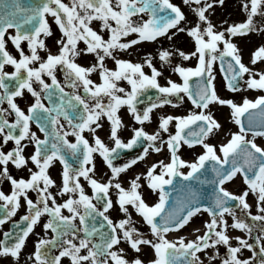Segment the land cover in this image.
I'll use <instances>...</instances> for the list:
<instances>
[{"label":"snow or ice","instance_id":"obj_1","mask_svg":"<svg viewBox=\"0 0 264 264\" xmlns=\"http://www.w3.org/2000/svg\"><path fill=\"white\" fill-rule=\"evenodd\" d=\"M184 2L189 5L194 3V12L198 16V22L188 29L178 27L186 17L171 0H70V3L65 0H40L32 6H23L20 0H11V3L0 0V89H3L0 92V105L5 102L9 105L8 108L0 106V137L3 144L9 141L15 143L10 151H5L0 145V165H3L0 178H6L12 185L10 194L0 190V201H3L0 208L5 210L0 225L16 215L22 197L28 206V214L21 218L27 222V226L14 234L4 233V239L0 240V257L10 256L19 264L29 234L41 217L47 214L49 219L44 228L50 229L55 236L36 242L35 250L29 256L32 264H62V258L65 257L70 259V264H145L140 255L129 259L122 243L137 254L142 253L145 247L151 248L154 258L147 264H204L198 253L221 244L228 249L222 264H256L255 245L258 244L261 256L258 264H264V235L258 234L253 238L252 226L236 212V208L247 210L246 216L264 222V146L258 145L255 139L264 136V95L255 100L245 98L242 105L221 98L213 83L215 76L212 68L220 60L228 88L232 91L238 90L239 80H243L245 74H248L245 80L248 88L264 89V71L257 72L245 65L238 54L237 45L226 36V33L236 36L252 31L254 17L264 15V0H245L243 8L248 12L247 21L231 25L224 31L217 30L206 14L216 0L203 4L201 0ZM223 2L219 0L220 4ZM168 10L174 15H170ZM146 12L150 15L144 20L140 14ZM49 16L63 33L57 40L59 48L56 53L48 48L42 38L52 35ZM138 16L139 21L133 19ZM93 21L101 22L102 29L109 33L107 38L95 30ZM170 29L187 31L195 41V51L186 53L177 50L184 59L197 56L199 61L195 68L175 67L174 71L183 77L182 84L169 80V86H161L157 79L161 72L153 64L150 55L145 63L152 69L151 75L145 73L143 64L114 55L118 49H129L141 41H155L168 34ZM131 34H137L136 38L123 39ZM9 41L19 58L9 50ZM81 41L86 45L83 49L79 47ZM24 42L29 50L27 53L22 46ZM40 50H47L46 57L40 54ZM82 52L95 54L98 63L87 67L78 63L76 58ZM172 55L168 50L159 53L160 60L164 62H170ZM106 57L115 61V69L106 67ZM227 57L232 59L227 60L225 67ZM257 61H264V46H260L253 54L252 64ZM6 65L13 66L14 71H6ZM97 69L100 70L99 83L90 78ZM59 70L63 71L64 84L57 77ZM192 76L201 77L195 89L189 83ZM121 81H127L130 88L122 86ZM66 86H70L73 91L66 92ZM81 87L83 94L79 91ZM149 88L165 94L163 98L157 97L160 105L173 103L169 97L175 95L178 106L184 101L181 95L184 93L199 111L163 116L159 129L149 133L143 125L151 120L153 109L159 105L152 103L142 112L137 108L142 103L139 97ZM25 90L35 98L27 111L16 102V97H22ZM54 96H58L59 103L53 100ZM45 98L51 107L44 103ZM213 103L230 106L234 110L235 122L240 125V132L231 134V139L219 145V154L216 145L206 142L221 127L211 111H206ZM125 105L141 125L133 129V135L127 141L119 134L123 122L118 113ZM250 109H259L262 117L259 126L253 124ZM245 113H249L247 127L241 120ZM11 116L14 119L8 118ZM61 117L68 121L70 131L61 123ZM103 117L110 121L113 147L95 135L96 130L103 127L100 123ZM173 121H176L174 134L169 131ZM33 122L39 125L44 139L31 130ZM193 125L198 131H192ZM85 131L94 134V145L84 135ZM249 131L253 133L251 139L247 137ZM162 132L169 133L166 144L171 158L168 163L160 160L152 164L145 174L148 187L159 196L157 202L150 204L140 191L142 186L139 176L131 181L127 189L118 182V178L137 160H143L149 154V149L161 151L162 144L158 146L157 141H162ZM70 135L75 136V142L68 139ZM26 140L35 142V151L31 156L24 154L26 145L22 142ZM145 142L147 144L143 147L142 155L119 166L114 163L123 150L133 149ZM182 143L189 147L201 145L205 151L194 161L185 160L178 155ZM94 153H99L111 170L112 175L106 181L96 178ZM67 154L79 163V167L69 162ZM57 159L63 164L60 195L68 194L62 203L50 191L56 181L48 174V169ZM29 161L38 169L30 170V178L17 179L10 174L9 164L25 168ZM209 163L214 174L212 179L207 180L212 185L211 202L193 190L186 199L170 204L171 195L166 186H173L174 189V181L178 178L189 181L197 173L203 175L201 170L207 171ZM182 168H188L189 171H181ZM238 174L243 175L247 185V189L239 195L225 187ZM81 177L88 181L92 195L86 192ZM112 189L116 190L115 201L111 195ZM29 190L37 193L35 200L28 195ZM250 193L257 198L260 215H253L251 211L252 205L247 199ZM233 202H238L235 207L232 206ZM115 205L124 213V217L119 220H113L108 214ZM129 206L142 217L151 238L135 226ZM65 209L68 215L64 214ZM202 211L210 216V220L205 222L203 234L197 235L195 239H186L184 236L168 238L170 232L184 228ZM226 216L232 217L231 225ZM98 218L99 227L96 226ZM77 220L82 227L76 224ZM105 224L108 231L103 230ZM229 227L246 231L255 244L250 243L249 239L236 237L239 243L233 246L232 237L228 234ZM261 232L264 233V226ZM95 236L99 237L98 241L94 240ZM242 248L251 249L253 255L241 259L238 254ZM53 249H58V253L53 252ZM217 256L218 249L216 255L209 259L215 260Z\"/></svg>","mask_w":264,"mask_h":264},{"label":"rangeland","instance_id":"obj_2","mask_svg":"<svg viewBox=\"0 0 264 264\" xmlns=\"http://www.w3.org/2000/svg\"><path fill=\"white\" fill-rule=\"evenodd\" d=\"M172 3L177 5L185 14L186 19L181 21L178 25L179 28H185L188 29L192 27L196 22H198V16L194 12V8L196 5L193 3L191 5L186 4L184 0H171ZM211 2V0H201V3ZM245 0H224L223 4L219 3V0H216L215 3H213V8L209 10L208 13H206L209 16V19L211 22L216 26L217 30L224 31L228 27L234 24H241L247 21L248 12H246L243 8ZM146 18V16H145ZM259 29V30H257ZM172 33H176V35H172ZM137 36V34H135ZM169 36H171V39H169ZM226 36L237 45V48L239 49V55L242 58V62L247 65L249 68L260 72L264 71V61H257L256 64H252L253 54L249 51V47H254L256 50L260 46H264V15H257L254 17V25L253 30L250 32H247L245 34H238L236 36H231L230 34L226 33ZM164 39L161 40L162 42L158 44H150L146 45V47L149 50V55L151 56L153 64L155 63V60L157 59L159 63L161 64L160 71H161V84L164 86H169V80L175 81L176 83H183V77L180 76V74L176 71H174L175 67L177 65L187 67V68H195L198 66V57L193 56L190 59H184L182 56L178 54L177 50H183L186 53H191L195 51V41L194 39L188 35L187 31L178 32L177 29H171L169 30V33L163 36ZM155 42V41H154ZM221 48H223V44H221ZM163 50H168L173 53L170 62H164L160 60L159 53ZM213 75L215 76V80L213 81L218 95L221 96V98L224 99H231L237 104H243L244 99L248 98L251 100H255L257 97L264 95V89H250L247 87V84L245 83V80L248 78V74H245L244 79L242 80L241 87L236 90L232 91L228 88L225 76L222 72L219 60H217L213 66ZM177 108L179 112L175 116L179 115H187L189 112L192 111H199V109H196L195 106L191 103V101L188 99L187 95L184 94V101L182 103H179L178 106L173 107ZM206 111H211L212 115L215 117L217 121H219L221 127L219 130H215L212 135H210L207 138L208 143H212L217 146V151L219 154V145L226 143L229 139H231V134L240 132V125H238L235 122V117L233 116V109L228 105H220L219 103H213L210 104L209 109ZM169 116V115H166ZM172 116V115H171ZM176 121H173L169 125V131L171 133H175ZM160 125V123H159ZM159 129V128H158ZM156 129V131L158 130ZM155 131V132H156ZM169 133L162 132V141L167 140ZM247 137L249 139L252 138V135L247 134ZM256 143L260 146H264V136H257ZM167 148V149H166ZM168 150V151H167ZM161 151L164 154L162 158H157L155 161H150V163L146 164V166L151 167L152 164L157 163L160 160H163L165 163H168L170 161H167L168 157L171 156L170 150L167 147V144H163L161 147ZM184 151H188L193 157L189 159L188 161H194L197 159V157L202 154L205 150L201 145H196L194 148H191L187 145H184L182 143V146L179 149L178 155L180 152L184 153ZM170 153V154H169ZM222 155V154H221ZM148 168V169H149ZM148 169H143L139 172L133 173L132 175L128 176L127 186L126 189L131 186V181L135 179L137 176L140 177L139 183L141 184L140 191L144 194L146 193V200L152 204L158 201L159 196L158 193L153 192L149 187L147 183V177L146 172ZM181 171L187 172L189 171L188 168H182ZM157 172H159V168L157 169ZM225 187L228 188L229 191L234 192L235 194L239 195L242 194L243 191L247 189V185L244 182L243 175L238 174L232 181H229ZM111 195L115 201L116 198V190H111ZM149 196V198H147ZM249 204L252 205L251 211L253 215H260L259 209L257 207V198L254 194L250 193L249 197L247 198ZM130 211L132 212V217L135 222V226L140 229V231L144 232L145 235L148 238H151V233L149 232L148 226L144 223L142 217H140L132 208L129 206ZM246 211H241L240 208H236L237 215L244 218L251 226H252V237L254 238L256 235H264V233L261 232V227L264 226V222L261 221H254L252 217L246 216ZM113 216V220H119L124 217V213L119 211V206L115 205L114 210H110ZM136 218V219H135ZM226 219L229 222V225L233 223L231 216H226ZM202 221L200 223V231L197 232L194 237L191 239H195L197 235L203 234V232L206 230L205 228V222L210 220V216L207 212H203L200 214H197L195 217H193L192 221L186 225L184 228L173 231V237L174 239H178L180 236H185V233L190 228L191 225L195 221ZM170 234V233H169ZM168 234V238L172 237ZM228 234L230 237H232L231 243L233 246H236L239 242L235 239L236 237H242L244 239H249V234L241 229H236L229 227ZM170 239V238H169ZM187 239V237H186ZM250 243H254V239H249ZM123 244V243H122ZM121 244V245H122ZM126 245V244H124ZM256 250L259 249V245H255ZM217 249L219 250V256L215 260H210V256H215ZM227 246L225 245H217L216 248H209L204 250L201 253H198V255L201 256V259L204 261V264H222V260L227 257ZM154 253V252H153ZM241 259H247L253 255V252L251 249L242 248L241 252L238 254ZM142 259L145 260V264L153 258H145ZM255 261L257 264V255L255 257Z\"/></svg>","mask_w":264,"mask_h":264},{"label":"flooded vegetation","instance_id":"obj_3","mask_svg":"<svg viewBox=\"0 0 264 264\" xmlns=\"http://www.w3.org/2000/svg\"><path fill=\"white\" fill-rule=\"evenodd\" d=\"M66 3H70V0H65ZM140 16L143 17L144 20L149 18V13H141ZM146 16V18H145ZM133 19L139 21L140 17H133ZM49 24L52 28V35L48 37H42L45 39V43L47 44L48 48L51 49L53 53H56L59 45L57 44V40L60 39L63 35L61 32L59 26L55 23V20L49 16L48 17ZM92 26L97 30L98 32H101V34L105 35V38L108 37L109 33L102 29L101 27V22L100 21H93ZM125 41L129 39H135V35L131 34L129 37L123 38ZM161 38H158L156 42H160ZM148 41L140 42L136 45H133L131 48L126 49V50H117L114 55H117L118 58H123L126 60H130L133 63H141L144 65V71L147 75L152 74V69L145 63V60L149 57V50L146 47L145 44H147ZM25 49V52H29L27 48V43L24 42L22 45ZM9 50L14 54L17 55L19 58V54L16 51L15 47L11 44L9 41L8 44ZM79 47L81 49L85 48L86 45L84 44L83 41L80 42ZM40 54L42 56L47 55V50H40ZM77 62L80 63L83 66H91L95 63H98L97 57L95 54L92 53H84L82 52L79 57L76 58ZM105 65L106 67L110 69H115L117 65L115 64V61L111 57H106L105 59ZM155 67L160 71L161 64L159 61L156 59L154 63ZM38 66V65H37ZM6 71H14L13 66L11 65H6L5 66ZM161 72V71H160ZM57 77L61 81L62 84L65 83L64 79V74L62 70H59L57 72ZM46 79H49L45 77ZM90 78L95 80L97 83L101 82L100 80V70L97 69V71L91 73ZM159 83L161 84V76L157 77ZM49 79V83H50ZM122 86L130 88V86L127 84V81H121L120 82ZM35 87V85H34ZM66 92H72L73 89L70 86L65 87ZM80 93L83 94V89L82 87L79 89ZM0 92H3V89H0ZM165 94H161L159 97L163 98ZM173 101L171 104H163L159 105L157 108L153 109L151 113V120L146 121L143 125L146 131L149 133H154L156 129L159 128V123L160 119L163 116L166 115H172L175 116L179 110L176 107L177 101L174 98V95L169 97ZM35 98L31 95V93L27 92V90L24 91V95L22 97H16V102L19 104V106L27 111L28 107L34 102ZM53 100L57 103H59V98L58 96H54ZM44 103L48 106H52L49 104V101L47 98L44 99ZM105 103H107V98H105ZM4 108H8L9 105L7 102H5L3 105H0ZM145 109V106L141 107V112ZM70 111V110H69ZM118 115L120 116L123 125L120 129V136L122 139L127 141L128 139L131 138L133 135V129L136 127H141L139 123H137L133 117V114L129 111L128 106H122L119 110ZM10 120L14 119V116L8 117ZM61 123L64 125L65 129H68V121L61 117ZM100 123L103 125V127L98 128L96 130L95 135H99L101 139L105 142V144L109 145L110 147L114 146L113 141L110 139V131H111V124L110 121L107 120L106 117H103L100 121ZM49 127H51L49 125ZM95 127V125H93ZM31 130L37 134L41 139H44V133L40 131L39 125H37L35 122L32 123L31 125ZM70 131V129H68ZM84 135L86 138L89 140L90 143L94 145L95 140H94V134L88 131H85ZM69 140L72 142H75V136L70 135L68 137ZM167 140L165 141H157L158 146L161 144H165ZM26 145L24 149V154L25 156H31L34 151H35V142L29 143L27 140L23 141ZM147 142L144 144H137L136 146L133 147V149H125L122 151L121 156L117 159V162L119 165L123 163H128L132 159H135L139 153L143 154V147H145ZM0 145L3 146V149L5 151H10L12 148L15 147L14 141H9L8 144H3L2 137H0ZM170 154V153H169ZM68 155L69 162L73 164L74 167H79V163L75 161V159L70 155ZM181 158L188 160L192 158L193 156L188 152L184 151V153L180 152L179 154ZM162 157L163 153L162 151L160 152H155L153 149H149V154L143 159V160H137V163L134 165H131L125 172L121 173L120 177L118 178V182L122 183L124 187L127 186V181H128V176L132 175L133 173L139 172L143 169H148L149 166H146V164L149 163V159L152 158H158ZM94 160L96 164V178L97 179H102L106 181L111 177V170L108 168L107 164L103 160V157L100 156L99 153H94ZM3 165H0V171H2ZM30 170L32 171H38L36 166L29 161V164L25 168H16L15 165L9 164V172L11 175L15 176L17 179L23 177V178H30ZM62 173H63V164L57 159L52 166L48 169V174L56 181V185L50 188V191H52L56 197L57 201L62 203L66 198L68 194L65 195H60V186L62 185ZM81 183L84 185L86 192L89 195H92V189L91 186L89 185L88 181H86L83 177H81ZM12 189V185L9 180L6 178H0V190H3L4 192L10 194ZM28 195L35 200L37 198V193L35 191L29 190ZM95 203V201H94ZM0 204H3V201H0ZM99 207V206H98ZM5 213V210L0 208V218H3V215ZM28 214V206L24 198H21V207L17 210V213L15 216H12L10 219L5 220V222L0 225V240L4 239V233L9 232V233H16L18 232L21 228H24L27 226V222L23 221L21 218L25 215ZM64 214L68 215L69 213L67 210H64ZM112 218V213H108ZM49 217L47 214L43 215L40 219V221L37 223V225L34 226L33 232L29 234V237L27 238L25 248L22 250L21 258L19 261V264H32V261L29 260V256L34 252L35 250V245L36 242L40 239H49L53 236H55V233H53L50 229H45L44 225L47 223ZM76 224L79 225V220L76 221ZM82 227V226H80ZM81 236H83V232L80 233ZM58 249H53V252L58 253ZM257 253V264L259 262V259L261 258L259 254V249L256 250ZM0 264H16V261L8 256V257H0ZM62 264H70V259L65 257L62 258Z\"/></svg>","mask_w":264,"mask_h":264},{"label":"water","instance_id":"obj_4","mask_svg":"<svg viewBox=\"0 0 264 264\" xmlns=\"http://www.w3.org/2000/svg\"><path fill=\"white\" fill-rule=\"evenodd\" d=\"M8 2L11 3V0H8ZM39 2L40 0H20V3L23 6H32V5L38 4ZM168 11L170 15H174V13H171V10H168ZM230 59L232 58L231 57L226 58L225 67H226L227 60H230ZM200 80H201V77L192 76V78L189 79V83L192 86V88L195 89L197 86V83ZM240 83H241V80H239V85ZM249 112L252 113L251 120L253 124L256 126H259L262 120L259 109H255V110L250 109ZM241 120L247 127L248 122H249V113H245L244 116L241 117ZM191 129L192 131H198V128L195 125L191 126ZM201 172L203 173V175H201L200 173H197L196 176H194L189 181H182V178H178L177 180L174 181V189H173V186H166V190H168L171 195L170 204H177L179 201L186 199L193 190L199 193L202 198H205L208 202H211L212 185L207 183V180L212 179L214 175L211 172V163L208 164L207 171L202 169ZM237 203L238 202H233L232 206L235 207V204ZM96 226L99 227V218L96 221ZM103 230L108 231L106 224Z\"/></svg>","mask_w":264,"mask_h":264},{"label":"bare ground","instance_id":"obj_5","mask_svg":"<svg viewBox=\"0 0 264 264\" xmlns=\"http://www.w3.org/2000/svg\"><path fill=\"white\" fill-rule=\"evenodd\" d=\"M254 47H256V46H254ZM254 47H251V46L249 47V51L251 53H254L256 51V48H254ZM144 196H146V193H144ZM147 198H149V196ZM201 222L202 221L198 220V221H195L193 223V225H191V230L189 228L187 230V232L185 233V236L187 237V239H191L192 237H194V235L197 233L196 229L200 230V223ZM173 234L174 233H172V232L169 234L170 236H172V237H169L170 239H174ZM121 246L126 249L129 259L133 258L136 255H140L141 258H143V257H145V258H149V257L154 258L153 250L151 248H149V247H145L143 249L142 253L137 254V253H134L127 245L122 244Z\"/></svg>","mask_w":264,"mask_h":264}]
</instances>
